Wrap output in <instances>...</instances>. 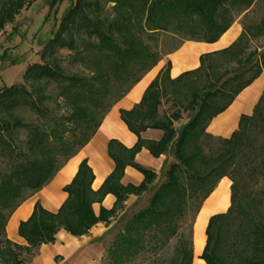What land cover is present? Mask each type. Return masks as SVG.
Here are the masks:
<instances>
[{
	"label": "trees",
	"instance_id": "16d2710c",
	"mask_svg": "<svg viewBox=\"0 0 264 264\" xmlns=\"http://www.w3.org/2000/svg\"><path fill=\"white\" fill-rule=\"evenodd\" d=\"M0 1V30L32 3ZM57 1L64 0H52L50 7ZM254 1L75 0L62 16L54 37L42 49L43 63L25 69L22 79L30 88L18 83L0 89V153L20 160L8 173L0 175V264H30L41 246L55 242L60 230L82 237L97 223L108 225L124 210L130 195H141L156 178L155 172L135 163V155L145 147L152 157L158 158L173 142L174 162L167 167L164 181L146 206L127 219L108 246L104 256L108 263L129 264L143 251L153 252L170 245L171 257L165 264H194L192 226L185 230L181 222L194 201L195 218L217 183L227 177L231 181L230 206L225 213L208 220L200 259L204 264H264V198L252 194L247 184V178L264 180V91L252 115L240 118L230 138L216 139L220 142L218 151L207 155L201 145L204 140L213 139L206 132L209 122L227 109L264 67V51L246 53L244 32L227 48L201 55L196 69L174 79L169 77L167 63L148 85L140 102L129 111H120L121 120L137 142L131 148L115 140L108 142L107 153L114 168L97 190L91 187L93 173L84 160L71 182L64 186L67 196L56 212L36 203L29 218L20 222L18 235L24 245L9 241L5 233L12 212L46 186L93 137L104 116L98 118L97 112L104 108L112 87L125 86L128 90L161 60L149 40L175 31L191 38L187 41L214 43L235 21L233 12L242 13ZM89 9L96 11L98 17H89ZM101 11L107 13L103 15ZM263 27L264 18L254 29L257 32ZM74 28H83L96 42L88 41L76 49L72 38L63 37ZM59 49L68 50L71 60L80 63L87 73L66 75L54 56ZM225 76L218 86L214 84ZM44 81L56 84L55 101L65 114L50 118L47 128L29 127L26 153L15 154L13 133L26 126L17 118L11 121L5 116L21 107L39 117L48 116L44 101L49 98L40 85ZM183 93L190 97L184 110L193 116L176 129L174 124L182 119L181 112L177 108L166 112L162 100L166 102ZM148 129L160 131V139L143 140L141 133ZM126 167L143 175L141 184L121 183ZM107 195L115 199L112 208L101 207L95 215L93 204H100Z\"/></svg>",
	"mask_w": 264,
	"mask_h": 264
},
{
	"label": "crops",
	"instance_id": "0c3cea01",
	"mask_svg": "<svg viewBox=\"0 0 264 264\" xmlns=\"http://www.w3.org/2000/svg\"><path fill=\"white\" fill-rule=\"evenodd\" d=\"M253 5L244 10L232 23L229 29L214 43H204L195 41H184L176 49L166 53L161 60L150 71L144 74L134 85H132L122 97L117 99L105 113L101 123L90 139V141L74 156L68 159L65 164L55 174L53 179L40 191L24 200L10 215L5 233L9 241L24 245L25 241L18 235V226L20 222L26 221L33 211V207L38 203L43 209L49 212H56L66 199V193L63 192L64 186L69 184L75 176L78 167L82 161H86L93 173L92 189L97 190L107 176L114 168L113 161L107 153V145L110 140H115L126 148H131L137 142V137L131 133L124 122L121 120L120 111H129L138 104L148 85L153 81L157 74L165 67H169V77L174 79L180 74L196 69L199 66L200 56L203 54L218 51L230 46L243 32L242 21L252 9ZM264 91V67L260 75L245 89H243L233 100V102L222 113L215 116L207 125L206 132L213 138L228 139L237 129L241 117L251 116ZM174 124L179 129L181 123ZM162 133L158 130L148 129L141 133L145 141H158ZM134 161L140 167L155 172L156 179L150 185L147 192L142 195H130L126 202L124 210L118 215L117 220H112L109 225L97 223L90 233L82 237H73L65 231L60 230L55 236V242L49 245L41 246L39 253L32 259L30 264H98L101 262L105 251V244L108 237L113 232V225L116 222L127 221L130 216L143 208L147 199L163 182L164 173L167 167L174 161L171 149L166 153L154 158L149 151L143 147L134 158ZM72 170V171H71ZM143 181V175L132 167H126L121 183L123 185L138 186ZM226 193V206L223 209H213L206 220V226L210 217L222 214L230 206L231 182L228 178H222L202 203L194 222L192 223V245H193V263L203 264L200 256L204 246L199 254L195 252V241L198 239V230L196 228L200 212L205 204L218 192L220 187ZM114 197L107 195L104 200L95 203L92 206L95 215H98L101 207L110 209L114 203ZM206 229V227H205ZM205 235V230H204Z\"/></svg>",
	"mask_w": 264,
	"mask_h": 264
},
{
	"label": "rangeland",
	"instance_id": "374dc122",
	"mask_svg": "<svg viewBox=\"0 0 264 264\" xmlns=\"http://www.w3.org/2000/svg\"><path fill=\"white\" fill-rule=\"evenodd\" d=\"M51 1L52 0H32V3L27 8H23L20 13L15 17L13 23H6L0 30V89L2 87L18 83H23L28 89L30 88V84L27 82L24 83L22 79L25 69L31 64L43 63V61L40 59L42 49L44 48L46 43L54 37L58 30L59 22L62 16L72 7L73 3L75 2V0H64L62 2L57 1L52 7H50ZM98 1H100L101 3L103 2V0ZM106 11L101 12L103 13V15H105V13H107ZM86 14L91 18H95L97 16L96 11H94L93 9H89L88 11H86ZM240 14L241 13L237 11L233 12L235 19ZM263 18L264 0H255L252 9L242 21L243 32L247 40L246 53H250L254 49H256L258 53L264 51V27L262 30H259L257 32L254 29L255 26L259 25L260 21ZM63 37L66 39L72 38L74 40L76 49H80L82 45L88 41L96 42V39L94 37H89L83 28L71 29L69 32L64 33ZM189 39L191 38H188L184 34H180L175 31H168L160 33L155 37L154 40H149V44L152 49L160 55V58H162L166 53L173 51L182 42L187 41ZM143 40L147 41V39L145 38H143ZM69 54L70 52L68 50L59 49L57 50V52H55L54 55L55 58L59 59V64L63 69L64 73L66 75L86 74V69L80 63L72 61V57ZM226 78L227 76L221 77L216 80L214 84L218 86L219 83ZM40 85L42 86L44 95L49 98L48 100L44 101V106L48 112V116H46L45 118L39 117L37 114L33 113L31 110L25 107L15 109L14 111L10 112L8 116L4 115L5 117H7V119L11 121L13 118H17L22 121L26 126L25 128L18 129L13 133L12 142L14 144L13 152L15 154L26 153V137L29 127L39 126L41 128H47L50 118L59 117L65 114L64 109H58L55 101L58 92L56 84L46 83L44 81L41 82ZM126 90L127 89L125 88V86L119 87L114 85L111 89L109 97L105 102L104 108L97 112V117L100 118L101 116L105 115V109L110 108L111 105L115 102V100ZM189 100L190 97L188 93H183V95H178L174 99H172L171 97L166 102L163 99L162 104L164 110H166V112L168 113L176 110L177 108V110L181 112V120L183 121L184 119L193 116L192 112L184 110V107L187 105ZM171 104H173V106H171ZM182 125L183 122L181 123V126ZM216 139L217 138H213L209 140H204L202 142L201 145L205 154L210 155L218 151V149L220 148V142ZM174 143L175 142L171 144L169 149H173ZM12 156H6L5 154L0 153V175L8 173L12 165H15L20 162L18 158ZM249 179L250 178H247L249 191L252 194L260 195V197L264 198V180L260 177H256L253 180ZM196 205L197 202L194 201L188 206L186 210L185 217L181 222L185 230L189 229V227L192 226V223L195 220L194 210L196 208ZM118 215L115 218L111 219L110 223L112 222V220H117L116 218L118 217ZM125 222L126 221L119 222L118 220V222L113 225V232L111 236L107 239L102 260L98 264H109L108 260L104 257L106 249L115 239L117 234L122 230V226ZM169 246H165L163 248L161 247L153 252L143 251L138 256L131 259L129 264L168 263L171 257V250L169 249Z\"/></svg>",
	"mask_w": 264,
	"mask_h": 264
},
{
	"label": "bare ground",
	"instance_id": "6f19581e",
	"mask_svg": "<svg viewBox=\"0 0 264 264\" xmlns=\"http://www.w3.org/2000/svg\"><path fill=\"white\" fill-rule=\"evenodd\" d=\"M72 171V170H71ZM226 206V193L223 190V186L220 187L218 192L205 204L200 212L197 220L196 228L198 230V239L195 241V252L199 254L205 243L204 230L206 227V220L209 213L213 209H223ZM204 263V262H203Z\"/></svg>",
	"mask_w": 264,
	"mask_h": 264
}]
</instances>
